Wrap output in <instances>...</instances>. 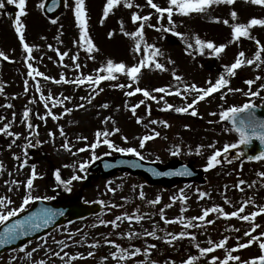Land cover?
<instances>
[{
	"label": "snow or ice",
	"instance_id": "obj_1",
	"mask_svg": "<svg viewBox=\"0 0 264 264\" xmlns=\"http://www.w3.org/2000/svg\"><path fill=\"white\" fill-rule=\"evenodd\" d=\"M247 3H250L255 6H260L264 8V0H246ZM236 3V0H167V6H163L154 0H146V5L148 8L154 10L148 14H142L136 9H140L141 5L134 2V0H105L102 9V16L100 18V24L103 25L105 20L119 7L131 10L130 20L131 23L135 26L134 31H127L124 27V21L121 20L120 23V32L127 37H130L134 40L133 51L136 53L142 52V58L138 62L129 66L125 62H116L111 58L106 59L99 67L94 69L93 73L84 74L81 70L87 65H82L79 62L80 51H77L76 54L70 56L72 62V68L77 73L75 78L68 79L65 73L62 71L59 74V78L51 77L46 75L44 72L39 71L37 67H34L32 61L35 59L33 56V46H30L26 42L25 30L26 25L22 22V17L27 15L26 12V0H0V9H4L7 5H14L18 11L15 12V18L13 21V26L15 33L19 38V42L22 46L24 56V63L27 67V77L35 81V92L39 94V101L43 103L45 112L43 115L36 113L39 120L47 122V118L50 117L53 121H59L64 116L71 114L74 110L84 109L86 105H92L96 98L104 92V87H102L103 82H109V87L113 89H127L124 92L126 97H134L137 94H142L143 99H140L135 104H128L125 101L123 107L130 111L132 117L135 118V122L143 124L144 117L137 114V110L144 105L146 108V113L148 116H151V104L147 103L148 101L155 102L156 104L163 103V107L160 108L164 112H174L177 114H188L192 117H197L199 115L198 105L200 102L205 101L206 99L213 96V94H219V99L223 101L220 104L219 112H210V116H218V120L215 123L227 122L224 127L225 132L235 133L237 139L235 142L225 143L222 148H216L215 142L207 145L208 148L213 149L210 155L207 156L206 164L204 165V171L207 172L211 169L216 168L222 163H227L231 165L234 159H240L246 157L249 162H261L264 163V117L257 114L258 108H264V83H259L258 81L264 80V75H256L255 78H249L244 80V84L247 86V89L242 88H233L230 86L231 79L238 75V70L243 69L246 66H254L257 69L264 68V43L261 42L258 38L252 35V30L256 27L264 28V18L251 17L246 22H239L238 12L233 8L230 11V19H223L217 15L213 14L214 9L217 6H233ZM57 6V0H52L50 6L47 7L48 12H53ZM40 9L45 8L44 0L38 4ZM65 7L70 8L73 13L76 27L78 28V39L74 40L73 43L78 50H82L86 54L88 60H95V53H98L100 49L95 44L93 38L89 32L88 25V13L86 8V0H74L73 3L69 4L68 0H65ZM157 23L152 24L150 21L153 19V15ZM193 14L207 16L215 23H223L224 25L230 27V40L227 43L217 44L213 40H206L201 38L200 35L195 34L191 38L181 31L178 30V25L174 19L176 15L181 17H188ZM167 21V26L163 21ZM52 24H56L57 20L52 19ZM62 27V26H61ZM146 28H153L157 32L162 33H171V35L178 37L185 44V52L193 56L194 54L205 55L220 58L228 48L230 44L239 43L242 39H248L254 42L255 51L251 58H249L244 51H238L235 55L233 62L230 64L223 65V71L219 74L216 80L206 81L207 86H198L196 83H188L184 81V78L177 73V70L173 68L171 70L172 79L176 82L175 84H169L162 87H156L149 90L148 88H142L139 86L142 74L144 70L147 71H159L161 73L168 72L169 69L165 63L160 62V57L164 56L163 51L156 47L155 44L147 43L145 37ZM62 35V33H61ZM108 37L111 39L114 35V31H109L107 33ZM59 41V36H57ZM62 42V41H60ZM49 49H52V45H48ZM56 52L59 57V65L63 68H68L69 65L64 63L65 57H69V52H61L58 48L52 49ZM0 58L4 61H10V57L5 54L3 51H0ZM51 59V57H49ZM168 64H175V61L171 58L167 60ZM121 76H125L128 79V83H119ZM37 77L42 78L45 81H51L56 85H72L75 88L79 89L82 86L88 89V95L81 96L80 100L82 103L75 104L73 107L66 106V102L71 103L73 101V96L60 93L59 96H54L52 91L49 90L48 94L45 95L40 81L37 80ZM255 86V87H254ZM5 91L3 83H0V94H3ZM30 91L29 80H24V92L28 93ZM230 93H241L247 99L241 104H228L227 96ZM176 96L180 97L184 103L181 106H176L173 103H169L165 97ZM15 99V97H13ZM259 99L260 104H257L255 101ZM190 101V102H189ZM36 103V98L33 96L28 104L24 106L21 123L28 129V134L24 139L27 141L23 145V159L20 156L13 153V159L19 162L17 173L23 170L25 167L29 166V157L27 149L35 147L40 144L41 141L36 140L35 144L29 140V137H37L39 135L37 125L32 123V114L33 110L29 107V104ZM0 107L13 108L14 105L8 103L6 105H0ZM61 107L63 109L59 114L53 111L54 108ZM102 109H109V104L107 102L99 105ZM119 111V108H117ZM0 121H6V117L0 116ZM16 121V113H12L11 121L3 123V126H0V134L5 137H10L11 142L7 144V148L11 150L14 145H16L17 140L20 139L21 133L12 131L13 123ZM111 122L113 127L108 129L106 125ZM214 121H209L213 123ZM103 124L105 125L102 129H97L94 133V139L85 143L83 147L77 148L73 151V146L67 135L63 126L59 127V135L63 138V143L60 145V148L66 152L71 153L73 156L78 153L90 152L91 156L89 159L76 162L74 161L71 165L65 164L63 167H71L73 169V174L69 179H63L61 170L56 169L54 172L56 186H62L63 189L67 192L72 191V184L74 181H80L87 178V172L89 165L100 157L96 154V150L101 146H106L110 152L104 153L105 155H110L111 153H120L125 155H131L136 157L139 161H145L147 157L143 154V151L146 148V145L150 141H154L157 138H161V132L158 131L153 125H160L163 128H170V123L166 119H149L147 124L143 126L149 131L137 137L138 147L136 146H120L114 142L111 137L115 134L121 132V129L116 125V121L112 116L104 117ZM230 124V126H227ZM188 129L189 125H184ZM55 133L52 131L48 132V136L55 139ZM77 141H88L86 136H77ZM121 139L125 144L128 143L127 136H121ZM167 139V137H163ZM254 141H258L259 146H254ZM248 148L250 152L255 154H246L245 151L240 150ZM251 146V147H250ZM204 145H199L195 149L196 155H202V149ZM231 150H238L232 155H230ZM168 153L172 157H179L182 154L181 144H173L172 147L168 149ZM189 154H192V150L189 149ZM160 157L157 155L155 161L152 163L159 162ZM132 167L140 168L143 167L142 164L135 161L131 162ZM243 165H241L242 167ZM105 167H110L109 164H105ZM30 173L26 176L25 180L21 181L18 179L5 180L4 183L7 185L8 192H20L22 189V196L18 206L15 205V201L8 195H0V225H4L3 230L0 231V247L10 245L14 241L19 240L21 237H27L32 233L38 231L41 228H47L52 224L57 216H63V211H57L50 208H41L36 211L29 212L28 215L23 216V218L12 220L11 223H6L10 218L17 217L18 214L24 213L34 201H43V200H52L55 199L53 196H40L34 194L36 191L35 181L40 177V174L37 172V166L32 164L30 166ZM153 176H191L192 172L187 166H181L180 168H174L167 171H159L155 167H150L147 169ZM5 171L3 162H0V175ZM82 173L84 175L77 174ZM12 172H8V176L11 177ZM258 177L264 180V171H258L256 173ZM109 187L108 191L115 193V189ZM256 181L252 183H247L245 180L240 179L232 187L244 192L243 185L247 184L248 188L254 187ZM139 188V199L145 200V192L143 191L144 185H133V189ZM189 187V185H185ZM225 192L228 189V185L224 186ZM198 193L197 199L203 200L205 198H210V193L207 191H202L199 188L196 189ZM122 199L127 203L128 198L122 197ZM162 197L157 195L154 199L148 200L147 204L151 206H156L161 203ZM170 203L165 204L163 207L159 208L158 214L160 220L163 221L165 225L179 224L181 225V230L179 232H171L166 229H162L155 222L153 223L152 230L143 229L142 231H137L133 229V224H140L141 221L151 219L150 213H141L140 209L137 208L131 214L128 212H122L119 215L111 220H105L102 218H97L98 222L91 225L95 228L98 226H110L113 231H110L103 238V244L114 249L108 255L101 257L102 264H107L109 259L114 262V264H129L133 262L134 258L143 256V259L135 260L134 264H159L157 260L151 259L152 253L157 249V244L148 243L145 240L144 246H136L131 243L133 240L143 237H150L155 240H163L165 244L170 247H175L178 241H183L189 239L192 242V247L196 249L197 254H189L185 259L180 261V264H201V261L206 260V264H264V231L258 232V229L264 227L257 222V218L261 215H264V204L256 205L255 200L252 197L243 199L238 208L229 212L225 209L224 206L219 204H214L211 207H204L201 209V214L197 216H186L185 213L188 211L186 207L189 197L185 195L184 189L179 190L178 195H173L170 198ZM180 201V214L175 216L172 219L167 218L165 210L171 208L173 204L177 201ZM87 203V201H85ZM99 204L103 206L104 209L111 210L114 208H122L124 205L115 204V203H105V201H98ZM224 204L231 205L232 201L224 195ZM252 206L254 210L246 213V209ZM215 214L219 218L224 220H231L236 218L242 222H247L249 228L243 232V237L247 238L242 242L241 237L237 236L236 244L232 247H228L229 236L225 235L223 238L213 240L211 237L207 239L208 246H201L197 242V235L191 229H201L206 228L209 225H214L215 220L209 219L210 215ZM128 223L127 231H118L121 228V224L124 222ZM64 231H68L66 228ZM231 231L240 232L239 228H231ZM158 231L162 232L163 235H158ZM81 229H77L76 232H68L67 241H71L73 245L80 244L81 241H76L74 236L77 233H80ZM113 232L117 235L119 239H126L129 241L128 247H123L116 240L110 239L113 235ZM85 237L87 233L83 234ZM54 243L60 246L59 251H53L51 248L48 249V252L52 256L58 257L63 264H74L78 260H85L95 256V252L89 250L86 256L83 253L77 252L75 254H70L65 251L69 248L70 245L66 240H54ZM28 244H31V240L28 241ZM28 244L23 245L19 251L24 252L26 258L31 259L38 250L43 248L47 244L45 239L42 244H38L36 247H33L31 251H26ZM253 245H257L259 248L260 254L257 256L250 257L248 259H243L240 255L235 254L241 250L248 249ZM90 249H98L101 247L100 240H94L88 244ZM217 250H223L224 254L221 258L220 256L215 255L214 253ZM17 259L15 256L10 257L9 264L12 260ZM32 264H46L44 259L33 260ZM164 264H177L174 259L169 258L164 261Z\"/></svg>",
	"mask_w": 264,
	"mask_h": 264
},
{
	"label": "rangeland",
	"instance_id": "obj_2",
	"mask_svg": "<svg viewBox=\"0 0 264 264\" xmlns=\"http://www.w3.org/2000/svg\"><path fill=\"white\" fill-rule=\"evenodd\" d=\"M145 2L144 3H142ZM41 0H26V12L27 15L22 17V22L27 25V20L29 16H34L33 22H37L40 18H42V14L38 4ZM74 0H68V3H73ZM135 3L141 5L140 9H136L140 11L142 14H148L150 11L154 13V11L147 7L145 0H134ZM163 6H167V0H154ZM105 0H86V8L88 13V25L89 32L91 37L93 38L95 44L98 46L100 51L95 53V60H88L86 58V54L82 50H78L74 45L73 41L78 39V29L75 24L74 16L70 8L65 7L59 17L56 19L58 25H62L64 22H68L71 20V17L74 20V26L76 27L75 35L70 36L66 41L59 38L57 40V34L55 36L50 37V34H47L43 37V35H38V33H33L34 31L26 30L29 38V44L34 47L33 56L35 59L32 61L34 67H37L39 71L44 72L46 75L59 78V74L63 71L68 79H73L77 75V73L72 68V62L70 60V56L76 54L77 51H80L79 62L82 65H87L82 68V72L84 74H90L94 72V69L99 67L106 59L111 58L116 62H125L129 66L138 62L139 59L142 58L143 53H136L133 51L134 48V40L130 37L124 36L120 32V21H124V27L127 31H134L135 26L131 23L130 14L131 10L125 9L122 6L116 9L110 16L105 20L103 25L100 24V18L102 16V9ZM14 5H7L4 9H0V32L5 29L8 32L10 38L14 41L13 34L11 33L12 27L10 20L7 15V7ZM235 9L238 12L239 22H246L249 18L255 16L258 18H264V8L260 6H255L250 3H247L246 0H236V3L233 6H217L213 14L217 15L223 19H230V11ZM18 10V9H17ZM41 15V16H40ZM178 30L187 34L189 38L193 35L198 34L201 38L206 40H213L217 44L227 43L230 40L231 29L230 27L224 25L223 23H215L210 17L201 16L193 14L188 17H181L176 15L174 17ZM152 24H156L155 14L153 15V19L150 21ZM165 26H167V21H163ZM46 29L48 26L44 23ZM71 24V23H70ZM59 29V28H58ZM70 30V28H65L66 31ZM109 31H114L115 35L110 39L107 35ZM49 33V32H48ZM69 31L64 33V36H69ZM252 35L261 40L264 43V28L256 27L252 30ZM38 36V42L34 43L31 38ZM145 37L147 43L155 44L156 47L160 48L164 56L160 57V62L165 63L168 67V72H159V71H147L144 70L139 86L142 88H148L151 90L152 88L162 87L169 84H175L176 82L172 79L171 70L175 68L177 73L184 78L185 82L188 83H196L198 86L206 87V81L212 80L213 82L219 76V74L223 71V65L230 64L233 62L235 55L238 51H244L246 55L251 58L255 51V45L253 41L248 39H242L239 43H233L228 46L225 53L220 58H215V67L211 71L202 70L199 66V63L204 58H209L211 56L194 54L193 56L188 55L185 52V44L178 37L171 35V33H162L157 32L153 28H146ZM62 41V42H60ZM15 44V42H14ZM10 44L6 45L4 40L0 39V51H3L10 57V61H1L0 62V83L4 85V93L0 94V105H6L11 103L14 105L13 108L0 107V116L6 117V121H0V126H3L4 122L11 121L12 113H16V121L13 123L12 131L21 133L19 141L25 144L27 141L24 137L28 134V129L21 123V119L17 115L18 109L23 106L24 95L23 88L21 84V79L19 78L20 74H27V67L24 63L25 53L23 52L22 46H13ZM48 45H52V49H59L61 52L68 51L69 57H65L64 63L69 65L68 68H63L59 65V57L56 52L52 49H49ZM51 57V59H49ZM171 58L175 61V64H168L167 60ZM256 75H264V68L257 69L254 66H246L241 70H238V75L231 79L230 86L233 88H242L247 89V86L244 84V80L249 78H255ZM71 76V78H69ZM29 83L32 87V92L36 98L35 103V111L41 115L44 114L45 109L43 107V103L39 101V94L35 92V81L28 77ZM37 80L40 81L42 85L44 94L47 95L49 90L52 91L54 96H59L60 93H64L66 95L73 96V101L71 103L66 102V106L73 107L75 104L82 103L80 100L81 96L88 95V89L86 87H81L77 89V92L73 94V88L68 87L69 85H56L51 81H45L40 77H37ZM119 83H128V79L125 76H121ZM259 83H264V80L258 81ZM102 87H104V92L101 93L92 105H86L84 109L74 110L71 114H68L61 118L59 121H53L50 117L47 118V122L41 121L37 117V131L39 135L38 138L41 143L35 147L30 148L31 154H28L29 157V166L25 167L23 170L17 173V168L19 162L13 159V153L20 156L23 159V150L21 148H14L8 150L6 153L0 151V162H3L5 171L2 175H0V195H8L10 196L16 203L13 206H18L21 200L22 192H8L7 185H5V180L18 179L25 180L26 176L30 173V166L35 164L37 166V172L40 174L39 179L35 181L36 191L34 194L40 196H51L50 192L46 189L45 182V170H47L50 166L59 165L66 171L70 173L72 176L73 169L71 167H63V165L68 164L71 165L74 161L79 162L85 160L88 156H91L90 152L78 153L73 156L71 153L64 151L60 148V145L63 143V138L59 135V127L63 126L67 138L71 142L73 146V151L77 148L83 147L85 143H89L94 139V133L97 129H102L105 127L103 124L104 117L112 116L116 121L117 127L121 129V132L115 134L111 139L120 146L128 147V146H136L138 147V139L137 137L146 134L149 129L145 128L143 124H147L149 119H166L170 123V128H163L160 125H153L151 127H155L158 131L161 132V138H157L154 141L148 142L146 148L143 151V154L149 160H155V157L158 155L160 157V162H165L167 159L178 158L183 162L188 160H192L193 164L197 168H203L207 161V156L211 154L213 149L207 147V145L215 142L216 148H221V146L225 143L235 142V137L229 135H223L221 128L218 123H215L219 118L218 116H210V112H219L220 102L219 94H213L212 97L206 99L203 102H200L198 105L199 115L197 117H192L188 114H177L174 112H164L161 111L160 108L163 107V103L156 104L155 102L148 101L147 103L151 104V116H148L146 113V108L144 105L137 110V114L144 117L143 124L135 125V119L129 116L130 111L123 107L125 101L128 104H135L136 101L143 99L142 94H137L134 97H126L124 92L127 89H113L109 87V82H103ZM255 87V86H254ZM15 97V99H13ZM169 103H173L176 106H181L184 101L180 97L170 96L165 97ZM247 98L244 97L241 93H230L227 96L228 104H241ZM107 102L109 104V109H102L99 107L100 104ZM190 102V101H189ZM119 108V111H117ZM53 111L57 114L63 111L61 107H56ZM129 121V123L127 122ZM209 121H214L213 123H209ZM128 125V126H127ZM135 125V126H134ZM184 125H189L190 127L186 129ZM132 126V127H131ZM106 127L111 129L113 127L112 123L109 122ZM186 130V131H184ZM54 132L55 139L48 136V132ZM184 131V132H183ZM128 137V143L125 144L121 139V136ZM77 136H86L88 141H77ZM167 137V139H163V137ZM0 138H3V135L0 134ZM234 138V139H233ZM32 141L33 144L35 142L32 140V137L28 138ZM173 144H181L182 146V154L179 157H172L168 153V149L172 147ZM199 145H204L205 147L202 149V155H196L195 149ZM189 149L192 150V154H189ZM39 150V151H38ZM110 152L106 146H101L96 150V154L102 158L106 153ZM124 155L120 153H111L109 156H119ZM131 156V155H129ZM146 159V160H147ZM234 164L231 165L227 163H222L218 165L216 168L211 169L205 173V178L207 179V184L205 186H194V187H182L178 186L173 190L168 192H163L160 188H149L144 182L136 177H130L128 175H114L109 177L108 179L99 178L92 176L87 173V178L80 181H74L72 184V195L79 196V198L87 203H98V201L103 200L105 203H115L124 205L122 208H114L110 211L104 209L102 207V219L111 220L115 217V215H119L122 212H128L131 214L137 208L140 209L141 213L152 214L148 209L151 205L147 204L148 200L154 199L157 195L162 197L161 203L155 206V209L152 211L158 213L159 208L163 207L165 204L170 203V197L173 195H178L179 190L181 188L184 189L185 195L189 197L186 207L188 211L185 213L186 216H197L201 209L204 207H211L214 204H219L225 207V209L229 212L235 210L240 206V203L243 199L248 197H252L255 200L256 205L264 204V180L256 175L258 171H264V163L257 162L252 165H243L240 168L239 163L233 160ZM220 166H223L222 168ZM8 172H12V176H8ZM80 175H84L82 173H78ZM243 179L247 183H252L256 181L257 183L252 188H248L247 184L243 185L244 192H240L239 190L232 187L238 180ZM115 189V193H112L109 196L108 187ZM144 185L143 191L145 192V200L139 199V191L140 189L137 187L135 190L133 189V185ZM228 185V189L225 192L224 186ZM199 188L202 191H207L210 193V198H205L203 200H198V193L196 189ZM224 195L232 201L231 205L224 204ZM122 197H127L128 201L122 199ZM67 198V197H65ZM58 199H62L59 197ZM57 199V200H58ZM56 199L48 200L54 201ZM99 204V203H98ZM181 203L178 200L171 208L165 210L166 216L169 219L174 218L175 216L180 214ZM254 210L252 206H249L246 209L247 212H251ZM94 223H97V218H94ZM209 219H213L216 221L214 225H209L206 228L201 229H191L189 231H193L197 235V242L201 244V246H208L207 239L211 237L213 240H219L223 238V236L227 235L230 237L228 241V247H232L236 244L235 237L240 236L242 242L247 238L243 237V232L249 228V224L247 222H242L236 218H232L231 220H224L223 218H217L215 214L210 215ZM257 222L261 225H264V215H261L257 218ZM89 222H82L73 229H67L68 231H64V228L57 230L51 237H48L47 244L34 253L31 259L26 258L25 253L22 252L23 258H18L21 256V253H8L0 258V264H9L10 257L15 256L17 259L12 260L11 264H32L33 260L44 259L46 264H63L58 257L52 256L48 249L51 248L53 251H59L60 246L54 243V240H66L67 241L68 232H76L77 229H81L80 233H77L75 236L77 241H81L83 247L86 240L91 241V237L84 236V233H87L89 226ZM140 225V224H139ZM133 224V229L137 231H142L144 228L141 225ZM152 226H146L145 229L151 231ZM160 227V226H159ZM129 228L128 223L125 221L121 224V228L118 231H127ZM162 229H166L171 232H179L181 230V225L172 224L165 225L163 224ZM231 228H239L240 232L231 231ZM108 232H102L101 234H108L110 231H113L110 226H108ZM264 231V227L258 229V232ZM104 235V236H106ZM158 235H163L162 232L158 231ZM104 236H100L95 238L94 240L101 241V247L98 249H88L95 252V256L91 258H87L85 260H78L74 262V264H102L101 257L106 254L97 255L96 252H103L104 250L102 246ZM110 239L116 240L123 247L129 246V241L126 239H119L115 232L113 235L109 237ZM45 239H40L31 244H28L26 251H31L33 247H36L38 244H42ZM145 240L148 243L157 244V249L153 251L151 259L157 260L159 264H164L165 260L169 258L174 259L177 264H180L182 259H185L188 254L186 251L193 252V254L197 253L196 249L192 247V242L189 239H185L183 241H178L175 247H170L165 244L163 240H155L150 237H143L133 240L131 243L136 246H144ZM87 241V242H88ZM84 242V243H83ZM74 246H76L74 248ZM107 245H105L106 247ZM167 249L166 254L169 255L167 258H163L165 254L162 253L163 249ZM108 252L110 253L114 249L109 246L106 247ZM65 251L70 254H75L80 252L86 256L85 251L81 249V244L70 245L69 248L65 249ZM170 252V253H169ZM195 252V253H194ZM215 255L223 257V250H217ZM243 259H248L253 256H257L260 254L259 248L257 245H253L248 249L241 250L238 253ZM143 259V256L134 258L135 260ZM207 258L201 261V264H206ZM133 262H129V264H134ZM107 264H114L111 259L107 262Z\"/></svg>",
	"mask_w": 264,
	"mask_h": 264
},
{
	"label": "water",
	"instance_id": "obj_3",
	"mask_svg": "<svg viewBox=\"0 0 264 264\" xmlns=\"http://www.w3.org/2000/svg\"><path fill=\"white\" fill-rule=\"evenodd\" d=\"M52 0H46L44 12L48 18L54 19L57 15L61 12L64 6V0H57V6L53 12H48L47 7L50 6ZM12 13L10 12V15ZM14 18V16H12ZM201 67L204 69H212L214 67V60L213 59H206L201 63ZM257 114L264 117V108H258ZM223 127L226 126L227 122H221ZM227 126H230L228 124ZM254 146L258 147V141H254ZM251 147V146H250ZM246 152V154H255L254 152H250L248 148L242 149ZM242 160H247L246 157H242ZM137 162L143 165L140 168H134L131 165V162ZM105 164H109L110 167H105ZM181 166H187L190 171L192 172L191 176H172V177H165V176H153L147 169L150 167H155L159 171H167L174 168H180ZM88 171L90 173H95L96 175L108 177L112 174L117 172L121 173H129L131 175H139L141 178L146 180L147 185H159L164 190H167L177 184L180 183H199L204 184L205 179L203 178V171L194 169L192 167V162H188L184 164L179 160H168L167 164L162 165L160 163H146L143 161H139L133 158H126V157H117V158H104L95 162ZM41 208H50L57 211H63V216H57L52 224H50L47 228H41L38 231L32 233L27 237H21L19 240L14 241L10 245H6L0 247V254L4 253L6 250H13L20 247L23 244H26L29 240H34L40 236L48 234L50 231L54 230L58 226H61L65 222L76 221L82 218H85L89 215L97 214L99 211L98 205H85L81 204L78 198L70 199L66 202H57L54 204H48L45 202H36L33 204L32 208L27 210L24 213L19 214L17 217L11 218L6 223H11L12 220L23 218V216L28 215L29 212L36 211L37 209ZM66 217V218H65ZM4 225L0 226V231L3 230Z\"/></svg>",
	"mask_w": 264,
	"mask_h": 264
},
{
	"label": "trees",
	"instance_id": "obj_4",
	"mask_svg": "<svg viewBox=\"0 0 264 264\" xmlns=\"http://www.w3.org/2000/svg\"><path fill=\"white\" fill-rule=\"evenodd\" d=\"M55 28V27H54ZM53 28V29H54ZM44 29H46V26L44 25V26H42L41 27V30H44ZM56 30V29H55ZM66 33L68 32V31H65ZM31 98H28V100H30ZM28 104V103H27ZM32 105L33 104H29L28 106L29 107H31L32 108ZM33 110V109H32ZM32 117H33V114H32ZM56 169H58V168H50L49 169V180H50V183L53 185L54 184V186H56V182H55V176H54V172H55V170ZM61 170V169H60ZM61 174H62V178L63 179H68V177H67V175L61 170ZM49 189V188H48ZM56 189L58 190L57 192L59 193V194H61V195H64V194H66L67 193V191H65L64 189H63V187L62 186H60V187H57L56 186ZM146 221H148V222H150V219H146V220H144L143 221V224L145 225V223H146ZM98 227H95V228H93V227H91V226H89V231L91 232V233H89V235L93 238V237H95V231L94 230H96ZM21 253V252H20ZM18 258H23V255H22V253H21V256H18Z\"/></svg>",
	"mask_w": 264,
	"mask_h": 264
}]
</instances>
